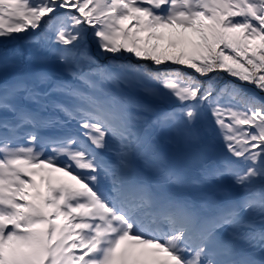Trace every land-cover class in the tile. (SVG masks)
<instances>
[{"label": "snow or ice", "instance_id": "6c2138e0", "mask_svg": "<svg viewBox=\"0 0 264 264\" xmlns=\"http://www.w3.org/2000/svg\"><path fill=\"white\" fill-rule=\"evenodd\" d=\"M0 264H264V0H0Z\"/></svg>", "mask_w": 264, "mask_h": 264}, {"label": "rangeland", "instance_id": "374dc122", "mask_svg": "<svg viewBox=\"0 0 264 264\" xmlns=\"http://www.w3.org/2000/svg\"><path fill=\"white\" fill-rule=\"evenodd\" d=\"M94 54H95V50H93V55H94ZM149 63H150V62H149ZM222 75H224V74H222ZM226 77H228V76H227V75H225V78H226Z\"/></svg>", "mask_w": 264, "mask_h": 264}, {"label": "bare ground", "instance_id": "6f19581e", "mask_svg": "<svg viewBox=\"0 0 264 264\" xmlns=\"http://www.w3.org/2000/svg\"><path fill=\"white\" fill-rule=\"evenodd\" d=\"M222 74V73H221Z\"/></svg>", "mask_w": 264, "mask_h": 264}]
</instances>
